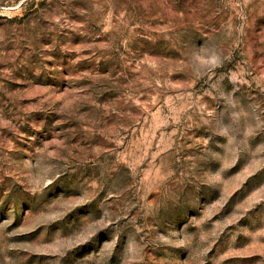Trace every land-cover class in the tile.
<instances>
[{"label":"rangeland","instance_id":"rangeland-1","mask_svg":"<svg viewBox=\"0 0 264 264\" xmlns=\"http://www.w3.org/2000/svg\"><path fill=\"white\" fill-rule=\"evenodd\" d=\"M0 264H264V0H0Z\"/></svg>","mask_w":264,"mask_h":264}]
</instances>
